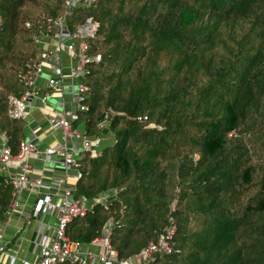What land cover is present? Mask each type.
Wrapping results in <instances>:
<instances>
[{
    "label": "trees",
    "instance_id": "trees-1",
    "mask_svg": "<svg viewBox=\"0 0 264 264\" xmlns=\"http://www.w3.org/2000/svg\"><path fill=\"white\" fill-rule=\"evenodd\" d=\"M64 13L62 0H0V134L14 156L27 122L11 99L31 91L38 39ZM88 19L101 61L74 126L113 142L86 153L76 194L112 196L68 237L107 236L127 261L173 227L172 253L138 264H264V0H87L67 22ZM12 194L0 175V224Z\"/></svg>",
    "mask_w": 264,
    "mask_h": 264
},
{
    "label": "built area",
    "instance_id": "built-area-1",
    "mask_svg": "<svg viewBox=\"0 0 264 264\" xmlns=\"http://www.w3.org/2000/svg\"><path fill=\"white\" fill-rule=\"evenodd\" d=\"M62 1L65 8L64 17L54 25L48 24L47 33L41 34L38 44H41L43 37L49 36L57 41L53 53L59 54L63 49L69 53L72 60L71 78L77 94L75 105L74 108H66L50 115L48 119L50 127L62 134L61 141L55 145L41 149L37 142H23L19 154L14 156L5 139L0 149V175H3L13 187V200L5 214L6 220L0 226H8L16 215L32 219L37 223V230L31 242L38 249L36 257L28 260L21 257L19 252L21 238L15 242L13 248L0 238V264H138L148 262L157 254H171V241L175 232L173 227L168 228L157 242L150 243L138 255L127 261L119 260L118 252L107 236L84 245L70 239L67 235V230L74 221L86 218L93 212L96 204L106 205L112 194H102L93 201L84 196L77 197L76 194L77 183L83 177V158L88 152L97 154L104 141L103 135L91 137L86 134L85 129L74 126L79 113L88 111L84 103L88 91L85 82L88 65L99 63L101 56L88 55L87 41L96 37L97 22L88 19L75 31L70 30L67 22L74 10L85 5L87 0ZM49 59V52L41 53V60ZM39 72L40 63L37 66L35 78ZM54 74L55 79H49L48 86L56 92H61L62 87L58 79L63 76V71L57 68ZM33 84L34 80L26 83L31 91L22 100L11 99L14 107L13 117L25 120L26 103L33 95ZM43 101L45 103V99ZM109 125L107 116H104L101 122L103 133L108 131ZM54 160L60 162L64 170V176L55 180L47 181L44 178V169H35L32 164V161L45 164ZM34 174L38 176L35 177ZM28 208L29 211H27ZM48 219L52 221L49 222Z\"/></svg>",
    "mask_w": 264,
    "mask_h": 264
},
{
    "label": "crops",
    "instance_id": "crops-1",
    "mask_svg": "<svg viewBox=\"0 0 264 264\" xmlns=\"http://www.w3.org/2000/svg\"><path fill=\"white\" fill-rule=\"evenodd\" d=\"M55 40L46 36L41 39L40 47L42 52L50 53V59L40 61V72L36 74L32 87L33 95L26 103V127L24 130L25 142H37L39 147L43 149L47 146H53L62 139V134L59 131H54L48 119L53 112H61L66 108H74L76 99V88L71 78L72 60L69 53L63 49L59 54L53 53ZM60 68L63 71V76L58 79L62 87L61 92H56L49 88L48 80L55 79L54 71ZM45 99V103L44 100ZM106 133V132H105ZM5 141V138L0 134V149ZM113 142V135L107 133L104 136L102 146H106ZM35 169H44V178L49 181L55 180L64 176V170L60 162L52 161L51 163H42L32 161ZM37 177V174H34ZM29 211V208L27 209ZM49 222L52 219H48ZM37 223L32 219H25L23 216L16 215L8 226H0V238L9 243L12 247L15 242L21 238L22 244L20 248L21 257L32 260L38 254V249L32 239L36 236Z\"/></svg>",
    "mask_w": 264,
    "mask_h": 264
},
{
    "label": "rangeland",
    "instance_id": "rangeland-1",
    "mask_svg": "<svg viewBox=\"0 0 264 264\" xmlns=\"http://www.w3.org/2000/svg\"><path fill=\"white\" fill-rule=\"evenodd\" d=\"M102 148H103V146H102ZM102 148H101V149H102ZM101 149L98 151V153L101 151Z\"/></svg>",
    "mask_w": 264,
    "mask_h": 264
}]
</instances>
